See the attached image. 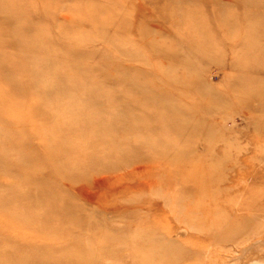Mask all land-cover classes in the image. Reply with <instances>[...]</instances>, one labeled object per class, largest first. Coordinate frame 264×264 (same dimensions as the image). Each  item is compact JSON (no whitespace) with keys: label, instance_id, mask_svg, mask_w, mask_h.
<instances>
[{"label":"rangeland","instance_id":"1","mask_svg":"<svg viewBox=\"0 0 264 264\" xmlns=\"http://www.w3.org/2000/svg\"><path fill=\"white\" fill-rule=\"evenodd\" d=\"M55 1L0 0L21 13L18 25L31 23L21 28V38L34 41L36 52L38 45L43 47L45 58L56 59L48 65L51 60L41 58L48 68L44 67L40 85L50 87L60 81L55 83L64 86L65 94L77 95H65L64 100L73 98L80 105L92 92L90 112L120 109L116 141L107 140L115 150L122 149L121 140L133 145L143 140L147 146L157 140L159 145L155 143L158 147L151 159L114 166L99 162L86 175L70 179L55 169L60 158L54 161L52 152L61 153L71 141L39 136V126L48 129L49 124L41 125L46 121L32 111L37 97L29 94L22 103L15 102L6 95L8 87L0 78V126H8L18 145L42 164V169L28 171L29 179L43 184L44 178L67 194L80 212L94 218L76 231L79 238L63 228L59 241L54 234L37 232L31 222L15 221L0 211V244H4L0 247L16 245L7 252L11 257L21 256V249L29 244H60L80 252L87 264H264V0H61L62 8H47ZM99 6L108 8L107 19L111 16L113 23L106 28L111 40L100 38L93 16ZM69 23V30L60 28ZM16 27L6 23L5 13L0 12V63L5 68L8 62L14 65L18 77L24 78L19 80L25 82L28 75L17 67L24 56L16 51L21 41L14 43L12 38ZM156 44L168 47L174 57L160 54ZM69 51L88 53V62L84 60L91 64L88 77L76 71L68 74ZM107 59L111 60L107 64L116 62L119 67L106 70H120L121 75L110 77L97 69ZM164 70H170L173 80L165 78ZM61 71L66 76L55 75ZM121 76L132 79L135 87ZM95 84L97 88L92 87ZM58 88H53L54 93ZM108 97L113 98V106L106 109L103 101ZM165 103L170 107L160 105ZM51 105L46 103L40 110L47 112ZM124 111L139 119L141 126L126 124ZM81 141L83 145L94 141L92 149L101 153L99 158L107 150L105 140ZM162 143L168 144L166 153L176 157L185 172L199 166L193 176L209 177L210 184L190 181L165 163L167 156L159 152L166 146ZM8 163L10 168L19 166ZM15 179L23 182L22 177ZM0 186L20 189L4 172ZM37 208L21 210L34 213ZM52 221L49 227L68 220Z\"/></svg>","mask_w":264,"mask_h":264},{"label":"bare ground","instance_id":"2","mask_svg":"<svg viewBox=\"0 0 264 264\" xmlns=\"http://www.w3.org/2000/svg\"><path fill=\"white\" fill-rule=\"evenodd\" d=\"M55 2H56L55 4L48 3L47 8H50V10L55 11L64 6L63 1L61 0H56ZM101 7L102 9L100 10ZM101 7L100 6L98 7L99 8L98 11L93 10L94 20H95V23L98 24V28L100 29V38L105 39V37H107L108 39L110 38L111 40L112 38L108 36L106 28L108 25H111L113 22H111L112 21L111 16L109 19H107V17L109 16L108 8L106 7L104 8L103 6ZM0 12L5 13L6 23L10 25H16L17 26L16 28H18L17 32H14L15 37H12V38H13L14 43L17 40L21 41L19 42L18 44L19 47H17L18 50L16 51H17V54H19V52L20 54H23L24 52V56H23V59H20L21 60L19 62L20 64L19 65L17 64V67H23L22 69H23V72L25 71V76L28 75L27 81L26 80L25 82L23 80L20 81L23 77L22 76L18 77L17 73L12 68L14 65L13 66L10 65V63L8 62L9 66L5 68L4 64L0 63V78L8 87V92L6 93V95L7 96L10 95L15 102L19 101L20 103H22L23 101L22 99H25L24 98L25 96L27 98L29 94L36 96L37 99H36L35 104L36 103L37 104L32 108V111H34L37 114V116L41 117L44 121H46L44 124H41V125L46 126L47 124H49V126L48 125L46 126V128L48 129H45L42 126H39L41 133L39 131L38 132L36 131V133L39 136L41 135L43 138L45 137L47 140H58L59 142L60 141L62 142V140L71 141V142H67L68 145L65 146V148L62 150L61 153L58 152L56 154L54 151L52 152V149H51V152L54 155V161L57 158H60L55 161V166H56L55 169L60 174H62L63 176H68L70 179H75V177L86 175L88 171L93 170L97 165H99V162H102V163L104 162L107 166H114V165H118L119 163H125L133 159H142L143 161L144 159H151L152 157H154L151 155H153L154 151H157L158 146L155 144V143H158L159 145V142H157V140H154V142H151V144L149 143V146L145 145L146 143L143 140H137L138 143H135L134 145L133 143H125L126 142L125 140H121V142L122 141L124 142L123 144L119 143L118 146H119V149H120V146H123V147L120 150H117L118 147H115L117 148L116 149L117 152L113 148L114 143L107 141V140H110V141L115 140L114 138L115 132L119 131V127L121 126L120 120L117 114V113H120V109L113 110V108L111 107L113 106V98L111 99L108 97V101L106 102L103 101V103L106 106L105 108L106 109L112 108L111 110L107 112L104 110L103 111L96 110V112H90L91 110H88V109L92 107L91 105L92 101L89 96L90 94H92V92L88 93V95L85 94L86 96H88L86 97L87 100L85 104L80 105V104L73 102V98H76L75 96H77L75 95L73 97L74 95L73 91H72V94L71 93L65 94L63 91L64 86H62V84L57 85L55 83V82L58 83L60 81H55L54 82L55 84L52 83L53 85L51 84L50 87H45V86L40 85L39 78L41 74L44 73L43 72L45 69L44 67H46L41 62L42 60L41 58L44 57L43 55L45 54L44 48L38 45L36 48L39 51L36 52V50L34 51L35 48H33V45H37V44H35L34 41L25 42V40L21 38L23 37L22 35L23 29H26L27 26L31 25V23L24 22L22 23L23 26L18 25L17 23L19 19L22 17L21 13L16 8L14 9L12 6L11 7L6 6V4L1 3V2H0ZM118 24H117V27H118ZM62 27H64V29L69 30L70 23L64 26L63 25L60 26V28ZM158 43L160 44L159 41ZM161 44H163V42H161ZM163 46L164 45H161L162 47L161 48L160 46L156 44V50L160 52V54L163 53L167 55L169 58L174 57L173 51L169 50L168 47L165 48ZM87 55L88 53H82V52H75V51L66 52L65 58L67 60L66 62L69 64L68 66L69 75L73 74L74 71H76L78 75L88 77V75L91 72V68H90L91 64L86 63V61L88 62V60H86ZM99 55H102V53H100ZM47 58L51 60L47 62L48 65L56 61V59L54 61L51 56H48ZM109 61L111 60L107 59L106 62L105 61L102 62L103 64H101L100 67H98L97 69L100 72H103L104 74L110 77L121 75L120 70H118L119 72H116V73H113V72L109 73V71L106 70V67L107 68L119 67V64H117L116 62H113L114 65L111 63L113 66H111V64H107L109 63ZM172 66L174 67L173 64ZM164 71H165V74L167 75V76L165 75V78L172 79V77L170 78L168 74L170 70L169 71L164 70ZM59 73L60 75L67 74L66 71L65 73L64 71H61L58 73L56 72L55 75H59ZM15 74L17 76H15ZM19 78L21 79L19 80ZM121 78H126V81H129V83L128 82L127 83L134 85L133 87H135L136 84L132 81V79L129 80V77L127 78L125 76H121ZM132 78H135V77H132ZM134 81L136 82L137 80H134ZM174 81L176 80L174 79ZM92 82L93 80L90 83L92 84ZM90 83H89L88 88L90 87L91 89ZM86 87H85L86 92L90 91L88 88L87 90ZM92 87L97 88L98 86H96L95 84ZM53 88H58L57 90L58 92L54 93L55 90ZM66 88L68 90V87ZM92 90L93 89H91V91ZM78 91L82 92L81 90H78ZM68 94L72 95L73 97L72 100H64L63 97H65V95H68ZM49 102H53V105L46 107L48 110L47 112H43V110H40V108L42 107L45 108L44 105H46V103H49ZM160 105H163L162 106L163 108L170 107L168 103L160 104ZM0 107H2L1 104H0ZM82 111H84V113L80 114V112ZM42 113H46V114L44 115ZM124 113L126 114L125 111ZM18 118L20 120L21 117H18ZM124 119L125 121L124 120L123 121L126 124H129L132 128H135V127L138 128L142 124L140 123L139 119H137L136 117L128 116V114L124 115ZM8 129H9L8 126L6 128L0 126V172H4L8 175H12L13 182L17 183V186H20V189L11 190L9 188L0 186V211L8 212L7 214H9V217L14 219L15 221L19 219V220H23L26 222H31L32 223L31 225H34L33 227L37 232H40L43 235L54 234L53 236H55V239L57 240H59V238L60 240H63L61 238L64 237L63 228L65 227H66V230L68 231L69 236L74 234V232H75V236L79 235L77 234L76 231L81 230V228L82 229L85 228L83 225L86 224L87 222L89 223L90 221L94 220L93 216L91 214H84L80 212L76 208L77 206L73 203V201L67 194L65 193L63 194L62 191L60 192V190L57 189L58 187L50 185L51 183L47 184L45 182L47 180H45L44 178L42 180L43 184L34 182L32 179H29L28 171H34V170H37L38 168L42 169V164L39 165L40 163L39 160H34L30 158V156L24 151L25 150L24 146L22 144L18 145V142L15 140L16 135L14 134V132L9 131ZM50 131H52V134H54L52 137L50 136L51 135ZM81 140H105L107 141L105 142L107 144V147H106L107 150L103 151V155H102L103 157L101 156L103 159L99 158L101 153L99 154V152H96L92 149L93 144H95L94 141L87 142L90 144L86 143L87 145L86 144L83 145ZM165 145L166 144H163V143L160 144V146H165ZM167 146L168 144L165 147L159 149V152L162 155H164L165 157L167 156L166 157L167 160L164 161L165 163H170L174 165L175 166L174 170L176 172H180V174L183 173L184 176L187 177V179L190 181H193V182L198 181L202 184L203 183L210 184L212 180L209 177H204L203 179L200 180L198 179V176L195 175L196 178L193 176L194 175L193 173L196 172L194 170L196 169V167L198 168L199 166H190L189 168L186 169L188 170V172H185L184 171L185 167H181L182 165L181 162L178 163L176 157H172L167 154L169 151ZM48 148L50 149V147ZM46 152L51 153L48 150ZM173 155H176V154H173ZM114 160L115 161L118 160V163H114L115 162ZM9 161H15V165L18 166L19 164V166L18 167L15 166L14 168L7 167V165L9 164L8 163ZM110 161H113L114 164H112V162L110 163ZM16 177H19V178L22 177L21 181L23 182L20 183L19 181H16L15 179ZM199 193L200 191L199 189H197L195 194L198 195ZM40 205L42 206L41 208H40ZM23 207L24 209L25 207L26 208L39 207L40 209L37 208L38 210L36 212L33 211L34 213L32 212L29 213L30 212L29 210H32V209H27L29 211L27 212L25 211L26 209L24 211L21 210ZM55 219L58 221V223L61 220L62 221L68 220V221L63 222L64 225L62 226L57 225L56 227L54 226L49 227L47 223H49L51 220L55 221ZM3 221L5 222V220H2V222ZM36 224H39V225H36ZM90 227H87L86 230L91 231L92 228ZM94 227L95 229L97 228V226H94ZM41 231H46V232H41ZM217 235L219 234L216 232L213 236L215 240L219 239L218 238L219 236ZM77 238H79V236H77ZM77 241L79 240L76 239V242ZM57 244H59V242H57ZM36 245L37 244H33V245L29 244L27 246H24L21 249V251H23L22 255L24 257L22 255L21 256L15 255V256L9 257L7 255V252L9 251V249L13 250L14 248L17 247L16 245L14 246V244H11L10 247H8V244H7L8 248L0 247V264H62V262L60 261L61 259H65L63 261L64 264H87V262L80 259V256H79L80 252L78 253V251L72 250L70 245L69 247L71 249L68 248L67 246L66 247L60 246V244L55 245V246H48L46 244L45 246H43V244L41 243L42 246H39V247H37ZM1 246H4V244ZM73 248H75V246ZM146 251H149V250H146ZM150 251H152L151 253L153 254L155 253L152 249ZM57 257H59L60 259V260L58 259L59 261L57 260ZM150 260H153V259L151 258ZM149 262L150 261L146 260V263H149ZM93 264H96V263H93Z\"/></svg>","mask_w":264,"mask_h":264}]
</instances>
